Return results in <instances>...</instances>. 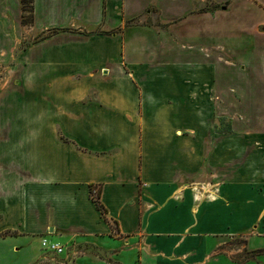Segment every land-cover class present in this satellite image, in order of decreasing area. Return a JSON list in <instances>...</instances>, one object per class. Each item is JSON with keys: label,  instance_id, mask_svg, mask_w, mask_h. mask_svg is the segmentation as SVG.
<instances>
[{"label": "crops", "instance_id": "0c3cea01", "mask_svg": "<svg viewBox=\"0 0 264 264\" xmlns=\"http://www.w3.org/2000/svg\"><path fill=\"white\" fill-rule=\"evenodd\" d=\"M31 1L51 35L0 95V244L264 264V0Z\"/></svg>", "mask_w": 264, "mask_h": 264}, {"label": "rangeland", "instance_id": "374dc122", "mask_svg": "<svg viewBox=\"0 0 264 264\" xmlns=\"http://www.w3.org/2000/svg\"><path fill=\"white\" fill-rule=\"evenodd\" d=\"M30 1H0V95L7 94L12 87L18 84L17 81L22 67L21 59L19 58L21 52L29 46L39 44L48 38V35H51L50 31H43L38 23L34 21ZM144 22L151 23V18L148 17V20ZM99 31L100 29L97 28V32ZM73 32L82 33L79 29ZM91 32L95 31L92 30ZM215 121L217 132L224 133L229 130L226 118H216ZM42 238L31 239L30 244L25 247L24 254L27 256V261L23 264H87V262H90L88 261L89 259L93 260L91 264L97 262L96 260H101L106 264H120V262L115 260L110 250L101 255L93 251L88 245L75 241L72 242L78 245L75 248V250L79 251L78 255L75 257L68 256L65 260L50 261L43 256L46 251L41 246ZM46 238L50 241L47 236ZM241 242L242 239L237 238L236 244L240 245ZM73 243L72 246H75ZM61 244H65V247H71V244ZM94 255L99 256L100 259H96ZM254 255L252 252H243L239 255V260L253 258ZM21 259L26 260L21 250L18 251L17 247L0 244V264H22L21 262L24 260ZM125 263L130 264L128 260H125Z\"/></svg>", "mask_w": 264, "mask_h": 264}, {"label": "built area", "instance_id": "2783aa9c", "mask_svg": "<svg viewBox=\"0 0 264 264\" xmlns=\"http://www.w3.org/2000/svg\"><path fill=\"white\" fill-rule=\"evenodd\" d=\"M97 192L96 188H92L90 195L94 196ZM41 246L46 253H52V254H60L65 250L64 245L57 243V242H51L48 241L45 238H42L41 240Z\"/></svg>", "mask_w": 264, "mask_h": 264}, {"label": "trees", "instance_id": "16d2710c", "mask_svg": "<svg viewBox=\"0 0 264 264\" xmlns=\"http://www.w3.org/2000/svg\"><path fill=\"white\" fill-rule=\"evenodd\" d=\"M30 8H31V10H32V1H30ZM24 16V15H23ZM64 31L66 30H68V29H63ZM55 32V31H54ZM56 33V32H55ZM109 33V32H108ZM92 188H96V187H92ZM92 188L90 189V192H91V190H92ZM97 189V188H96ZM98 196H99V192H98V189H97V192H96V194L94 195V196H91L92 197V200L94 201V203H95V205H96V208L98 209V210H100L102 213L104 212L103 211V207H102V205L100 204V202H99V199H98ZM252 253H254V254H256L255 252H252Z\"/></svg>", "mask_w": 264, "mask_h": 264}]
</instances>
